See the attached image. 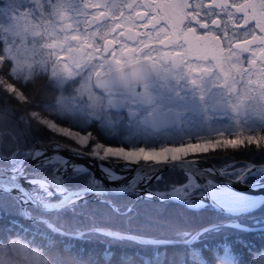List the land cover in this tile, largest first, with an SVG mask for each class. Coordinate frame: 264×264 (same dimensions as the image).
Listing matches in <instances>:
<instances>
[{"label":"snow or ice","instance_id":"6c2138e0","mask_svg":"<svg viewBox=\"0 0 264 264\" xmlns=\"http://www.w3.org/2000/svg\"><path fill=\"white\" fill-rule=\"evenodd\" d=\"M218 156L219 168L201 167ZM166 170L184 180L154 189ZM114 194L211 208L227 222L145 237L59 220ZM99 202L115 215L135 208ZM261 210L264 0H0V240L31 235L57 248L60 264H91L69 242L96 236L139 245L141 264H165L181 248V264L188 254L211 264L203 238L251 231L234 218ZM211 250L221 264H244L227 241ZM115 256L112 244L101 253L104 264Z\"/></svg>","mask_w":264,"mask_h":264},{"label":"trees","instance_id":"16d2710c","mask_svg":"<svg viewBox=\"0 0 264 264\" xmlns=\"http://www.w3.org/2000/svg\"><path fill=\"white\" fill-rule=\"evenodd\" d=\"M36 140H43L47 142L46 133L36 132L31 134ZM236 160L253 159L252 155L246 153H237ZM258 159V157H257ZM218 167L224 162L223 158L218 156L215 159H209ZM164 181L159 185H153L154 189L164 190L166 184L172 182H180L184 180V175L179 170L165 171ZM122 210L125 205L132 203L135 205L134 211L129 216L115 215L111 209L100 200L89 201L83 208L77 209V214L73 215L71 212L61 216L60 222H67L71 226L88 225L92 220L97 224L112 228L113 230L128 231L132 234L143 235L145 237L168 236L173 237L175 231L185 223L202 224L210 221L225 222L226 218L212 210H190L185 205L179 202H161L156 200L137 199L134 195L114 194L107 196ZM53 219L56 216L53 215ZM238 221L241 224L251 226L252 230L248 232H241L235 229L226 228L219 233H210L204 237L203 242L209 245L203 252V256L207 258L211 264H221L219 260L213 259L211 249L227 241L233 246V250L240 254L244 264H258L259 260L264 255V210L255 212L251 215L240 216ZM3 225L0 223V230ZM75 244L77 249L82 247L84 249L85 260L89 259V254L92 256L91 264H104L101 258V253L108 244H112V251L116 253L113 259V264H118L119 257L126 255L132 257V264H141L140 255L144 251L137 244L124 242L113 243L103 236H96L91 238L90 243L70 241ZM194 248H201L202 245L197 243L193 245ZM76 251V249H74ZM186 249H170L168 252V259L165 264H181V256L187 253ZM219 256H223V249H220ZM186 264H194L193 257L188 254L184 256Z\"/></svg>","mask_w":264,"mask_h":264},{"label":"clouds","instance_id":"9594fccd","mask_svg":"<svg viewBox=\"0 0 264 264\" xmlns=\"http://www.w3.org/2000/svg\"><path fill=\"white\" fill-rule=\"evenodd\" d=\"M31 240V235L0 240V264H60L62 254L57 248L49 250L46 242L41 245L30 243Z\"/></svg>","mask_w":264,"mask_h":264},{"label":"water","instance_id":"95a60500","mask_svg":"<svg viewBox=\"0 0 264 264\" xmlns=\"http://www.w3.org/2000/svg\"><path fill=\"white\" fill-rule=\"evenodd\" d=\"M45 143H47V142H45ZM66 155H67V153H66ZM77 163H79V164H84V165H88L90 162H89L87 159H81V160H78ZM209 166H215V167L219 168L216 164H214V162H212V161L209 160V159L207 160V162H206L205 164H202V165H201V167H209ZM93 170L96 171V175H97V177L102 178V174H101L98 170H96V169H93ZM166 171H167V170H166ZM164 173H165V172H164ZM216 179H220V178H219V177H216ZM105 184H106V186H112V185L108 184L107 181H105ZM233 187H234L236 190L241 191V192H247V191H250V189L245 188V187H244L243 185H241V184H234ZM99 199H107V200H110L107 196H106V197H100V198H97V197H95V196H90V197L88 198V202H89V201H94V200H99ZM151 200L160 201V200L157 199V198H153V199H151ZM194 200H195V197H194ZM225 222H227V221H225Z\"/></svg>","mask_w":264,"mask_h":264},{"label":"rangeland","instance_id":"374dc122","mask_svg":"<svg viewBox=\"0 0 264 264\" xmlns=\"http://www.w3.org/2000/svg\"><path fill=\"white\" fill-rule=\"evenodd\" d=\"M260 260H261V259H260ZM260 260H259V261H260ZM258 264H259V262H258Z\"/></svg>","mask_w":264,"mask_h":264}]
</instances>
